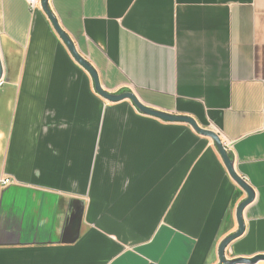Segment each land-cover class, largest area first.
I'll use <instances>...</instances> for the list:
<instances>
[{
    "label": "crops",
    "instance_id": "obj_1",
    "mask_svg": "<svg viewBox=\"0 0 264 264\" xmlns=\"http://www.w3.org/2000/svg\"><path fill=\"white\" fill-rule=\"evenodd\" d=\"M49 5L106 91L231 142L256 198L226 254L264 255V0ZM0 58V264H219L246 194L212 139L101 98L41 0H0Z\"/></svg>",
    "mask_w": 264,
    "mask_h": 264
},
{
    "label": "water",
    "instance_id": "obj_2",
    "mask_svg": "<svg viewBox=\"0 0 264 264\" xmlns=\"http://www.w3.org/2000/svg\"><path fill=\"white\" fill-rule=\"evenodd\" d=\"M41 7L42 10L46 13L47 17L51 21L55 31L61 38V40L66 45L67 49L73 56L74 60L84 68L88 74L91 76L94 86L95 92L104 100L110 103H120L123 101H131L132 104L136 107V109L143 115L159 119L163 122L167 123H184L190 125L193 130L203 137H207L213 140L223 162L228 171L229 176L232 180L238 185V187L246 194V198L242 200L236 209V220L238 224V229L228 235L223 241L220 243L218 249V257H219V264H259L264 262V255H258L253 258H235L229 259L227 257V249L229 246L236 241L237 239L241 238L246 231V225L244 220V212L248 206H250L256 198V193L254 189L249 185V183L243 178L235 168V161L230 153L224 145L220 138V136L213 130L201 128L198 123L189 116L183 115H175L170 114L167 112H163L154 108H151L145 104H143L137 95L132 91H124L121 93H110L106 91L100 82L99 74L97 70L77 51L76 46L70 36L61 28L57 18L53 14L49 0H41ZM3 78V65L0 58V82ZM76 220V222H75ZM82 220V212L78 215V218H74L72 220V227L79 228V224Z\"/></svg>",
    "mask_w": 264,
    "mask_h": 264
},
{
    "label": "built area",
    "instance_id": "obj_3",
    "mask_svg": "<svg viewBox=\"0 0 264 264\" xmlns=\"http://www.w3.org/2000/svg\"><path fill=\"white\" fill-rule=\"evenodd\" d=\"M27 3L29 4L30 8L32 10L36 9L37 6L39 5L40 3V0H26ZM2 84V81L0 82V85ZM215 132L220 136L222 142H223V145L224 147L230 151V148H231V142L229 140H227L226 138H224V136L217 130H215ZM11 184V180L6 178V179H2L0 180V187H5V186H8Z\"/></svg>",
    "mask_w": 264,
    "mask_h": 264
},
{
    "label": "trees",
    "instance_id": "obj_4",
    "mask_svg": "<svg viewBox=\"0 0 264 264\" xmlns=\"http://www.w3.org/2000/svg\"><path fill=\"white\" fill-rule=\"evenodd\" d=\"M239 198H240V194L238 192H236L235 195H234V199H233V205H235L237 203Z\"/></svg>",
    "mask_w": 264,
    "mask_h": 264
}]
</instances>
